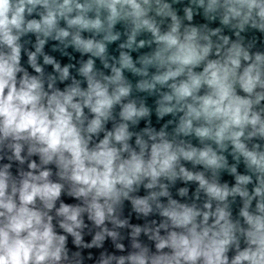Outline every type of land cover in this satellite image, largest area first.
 <instances>
[{
    "label": "clouds",
    "instance_id": "9594fccd",
    "mask_svg": "<svg viewBox=\"0 0 264 264\" xmlns=\"http://www.w3.org/2000/svg\"><path fill=\"white\" fill-rule=\"evenodd\" d=\"M0 264H264V0H0Z\"/></svg>",
    "mask_w": 264,
    "mask_h": 264
}]
</instances>
